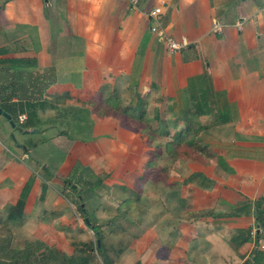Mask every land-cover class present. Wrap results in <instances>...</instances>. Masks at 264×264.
<instances>
[{"label":"crops","instance_id":"0c3cea01","mask_svg":"<svg viewBox=\"0 0 264 264\" xmlns=\"http://www.w3.org/2000/svg\"><path fill=\"white\" fill-rule=\"evenodd\" d=\"M155 6L161 7L166 32L186 38L187 48L167 53L149 30L147 11ZM214 21L222 24V32L212 31ZM236 21L242 22L241 30ZM21 63L22 68L13 69ZM113 90L120 100L130 96L127 104L133 105L138 94L145 98L153 107L151 118L157 114L171 133L172 124L183 125V112L197 107L206 112L199 117L206 126L200 134L202 161L188 162L184 174L200 172L213 185L183 184V177L178 183L173 168H168L160 188L148 178L139 181L140 174L153 173L143 167L155 142L146 143L141 133L111 114L89 116L91 138L72 139L77 144L74 155L67 153L53 173L67 176L78 161L96 175L109 174L101 186L110 188L112 203L104 201L90 211L96 224L104 223L98 211L105 212V222L115 214L116 184H139L141 201L119 220L126 231L104 230L103 239L110 237L111 242L104 250L109 263L242 264L248 259L264 264V225L258 224L254 211V201L264 198V0H138L136 7L127 0H0V107L10 116L15 111L17 120L26 115L18 121L28 124L24 134L38 128L44 137L39 143L46 142L50 132V138L63 145L67 132L56 128L65 123V101L85 102V109L69 108L74 121L85 120L80 112L89 114L93 108L87 102L97 95L106 98ZM113 142L115 148L107 150ZM135 142L137 149L131 150ZM17 156L5 165L15 184L24 172L25 181L33 175ZM134 160L141 165L130 167ZM53 173L48 170L52 177L44 181V197L37 195L42 183L34 177L23 223L44 221L39 211L53 194ZM4 189L0 179L1 193L15 203L20 191L9 199ZM53 201L65 203L59 196ZM243 202L248 205L240 215H224ZM53 213L61 216L50 211L47 218H54ZM137 214L141 221L133 228ZM50 232L54 237L62 233L54 227ZM35 236L48 244L39 233Z\"/></svg>","mask_w":264,"mask_h":264},{"label":"rangeland","instance_id":"374dc122","mask_svg":"<svg viewBox=\"0 0 264 264\" xmlns=\"http://www.w3.org/2000/svg\"><path fill=\"white\" fill-rule=\"evenodd\" d=\"M109 93L110 92H108L106 96H110L111 94ZM99 96L101 98V95ZM99 96L97 95L95 97L96 99L92 98L91 101L87 102V106L90 105V109L93 107L91 109L92 111L90 110L89 114H85L86 111L80 112V115L85 119L80 121H74L75 116L73 117L74 114L71 113L72 111L69 108L85 109V102H83L84 105H78V102L72 100L65 101L64 106L61 107L64 110L63 115L65 118V123L62 124L64 120L61 121V125H58V127L56 128V132H58V130H65L67 132V135L62 136V139L64 140L63 145L54 142L50 138V132H48L49 135L46 136L47 139L44 143L43 141L39 143V141L44 138L41 131L34 130L30 133L24 134L27 123H19L15 111H13L12 113L10 112L12 114L11 119L14 121L15 126H11L9 120L2 114L0 115V179H3V186H5L7 190L9 189V191H7L6 189L3 190L10 194L7 198L14 199L15 197H17L22 182H25L24 171V174H21L19 176V180H17L16 184L9 179V176L7 175L9 174V171L6 170L5 167L7 161L14 159L15 156L19 155L16 159H21L22 157L21 161H23L22 164H24V166L27 168L26 171L33 173L34 177L40 180V184L44 183L45 180H50L52 176L46 175V172L43 171L46 169L53 173L55 170V165L61 163L62 159L67 153L70 156L74 155L73 152L77 149V144L74 143L75 141L87 140L91 138L93 121L92 119L91 121H88L90 120L88 119L89 116L93 117V115H96V117H99L97 119H100V117L102 118L104 115L108 114L107 112L110 111V105L104 102L105 99H100ZM129 97L130 96L125 97L124 94L120 100L121 104H127L129 102ZM152 108V106L147 105L149 118L154 115ZM116 117V119L120 122H124L125 120L121 119L119 116ZM32 123L33 125L38 126L40 121L37 122V120H35ZM47 131H49V129ZM72 139H74L75 141H73ZM204 140H206L205 142H207L206 144L209 148L212 144H208L210 143L208 141V137ZM115 145L116 144H114V142L110 143L109 147L111 148H107V150H113L115 148ZM35 146L39 147L34 149ZM136 146V142L133 143L131 150H136ZM84 152L86 154V152L88 153V150L85 149ZM207 152H205L206 157H208ZM24 154L26 156H24ZM161 162L162 163H160V166H164L165 161L163 160ZM71 163L72 161L70 162V165ZM139 164L140 162H138L137 164V161L134 160L130 164V167L136 168ZM19 173L20 172H17V174ZM52 175H54V173ZM147 175L151 178V173H148ZM98 176L106 178L109 177V174L106 175L105 172H102L99 175H96L87 165L82 166L78 161L75 162L73 168L67 176L65 175V173H62L61 176L54 175L51 187V191L53 194L49 197V201L47 203L48 205H45L44 208H40L39 211V216L43 215L44 221L39 220L41 222H38L36 220H32L30 222L22 223L18 226H12L11 229L8 228V231H6V229L2 225H0V264H17L21 263L22 260H25L26 256L29 257L28 250L33 247L31 245V240L38 239L35 236L36 233H39L41 238L48 239V245L56 246L57 249L63 251L65 247L73 249L71 246L73 242L85 241V243H87V241H95L92 230L84 223V218L87 215H89L90 217V211L99 203H104V201L112 203L111 201H108L110 200L109 196L112 195V192L109 190L110 188L108 187L104 189V187H102L104 186L102 183L96 184L95 180H97L96 177ZM64 179H68L70 184H65ZM121 180L122 179L119 178V181ZM110 181L111 180L107 179L108 183L113 182ZM72 185H75L76 187L73 188ZM133 187L135 190H138L139 184L134 183ZM147 192L150 194L152 193L151 191ZM113 193L114 195L117 194V190H113ZM123 194L125 195V197L127 196L126 193ZM37 195L44 197V192L41 191V186H38L37 188ZM57 196L65 200V203H62L63 205L59 206L57 205L56 201H53L55 198H57ZM9 204V200H7L0 191V210L1 212H4H0L1 215L6 214L5 211ZM81 205L87 209L88 213H82V211L79 210V207ZM50 211L58 213L60 212L61 216L57 217V213H53L54 218H47L49 216L48 213L50 214ZM97 214V216H99V222H105L107 220L105 212L98 211ZM42 222L44 224L40 225V223ZM52 227H54L57 231H61V235L55 232L57 235L54 237L50 232ZM61 228L63 229V231L61 230ZM104 234L106 235L107 231H105ZM57 236L59 237V239H56L58 238ZM109 239L110 237H107V239H102L104 250H108V247L111 246V242H109ZM61 241L63 243H61ZM106 245L108 247H106ZM45 252V250H41L37 254L40 256ZM27 262L29 264H35L36 260H34L32 257H29Z\"/></svg>","mask_w":264,"mask_h":264},{"label":"trees","instance_id":"16d2710c","mask_svg":"<svg viewBox=\"0 0 264 264\" xmlns=\"http://www.w3.org/2000/svg\"><path fill=\"white\" fill-rule=\"evenodd\" d=\"M12 67L15 70L22 68V63L12 65ZM101 98L105 99L104 102L110 105V111L107 112L108 114L119 116L123 120L125 119L124 121L126 126L133 129V131L141 133L146 138V143L155 142V144H153V149L148 152L149 158L143 167L144 171H153L151 178L148 177L147 174H140L139 181L148 178L150 182H153L156 186H159L158 188H160V186L163 185L162 183H164L167 179L168 168H173L176 173H178L177 180L178 177H183V180L181 181L183 184L190 182L203 188L212 187L213 181L205 177L200 172H192L186 176L184 174L188 171V162L201 161L200 154L198 152L201 153L205 147V145L201 143L200 134L205 131L206 126L199 120V117L206 112L202 111L200 107H197L194 112H183V125L178 128L175 124H172L171 128L175 130L171 133L169 129L170 125L163 124L162 119L160 120L157 114L154 117L157 120L149 118L146 110L148 102L139 94L137 95V100L133 105H122L120 97L115 90L111 92L110 96H107L106 98L101 96ZM152 122H156V125ZM34 130L38 131V128ZM64 135L66 134L64 133ZM163 160L165 161V165L163 164L164 166H160V163H162L161 161ZM219 165L226 168V165L221 159L219 160ZM227 170L231 171L229 168H227ZM43 172H46L45 174L48 175V170L45 169ZM96 179V184L102 183V177L98 176ZM179 181L180 180H178V183H180ZM33 182L34 175L30 176L24 182L18 198L15 203L9 204L5 211L6 214H0V225H2L6 231H8V228L11 229L12 226H18L23 223L25 219L23 209ZM64 183L70 184L68 179H64ZM46 187V184L42 183L41 191L44 192ZM115 188L118 189V195L116 194L114 197L118 201L115 207L116 212L108 219L107 222L95 224L89 215L85 217L87 220L84 218V223L92 230L95 241H87V243H85V241L73 242L71 244L73 249H71V252L68 253L66 250L63 251L57 249L56 246L48 245L43 240L34 239L31 240V245L33 247L28 250V256L36 260L35 264H110L107 256L105 255L102 243L104 230L108 228L112 233H121L126 231L123 223L119 220L126 217L125 215L131 209H135L138 206V201H141L142 199L141 195L134 189V187L115 185ZM123 193H126L127 196L125 197ZM262 202H264V198L262 197L254 201V211L256 212L255 219L260 226L264 225V207H261ZM247 205L248 202H243L241 205L231 208L229 212L224 215H240V211ZM79 210H81L82 213H88L87 209L82 205L79 207ZM203 213L212 214V211H205ZM137 217L138 214L131 221V224L134 226L133 228L140 223V218ZM61 230L63 231L62 228ZM258 239L259 234L257 233L255 235V244L258 242ZM41 250H45L46 252L39 256L37 253ZM29 257L26 256L25 260H22L21 263L17 264H29L27 262ZM242 264H251V262L247 259Z\"/></svg>","mask_w":264,"mask_h":264},{"label":"built area","instance_id":"2783aa9c","mask_svg":"<svg viewBox=\"0 0 264 264\" xmlns=\"http://www.w3.org/2000/svg\"><path fill=\"white\" fill-rule=\"evenodd\" d=\"M132 7H136L138 0H127ZM147 16L149 20V30L155 34L163 45L165 51L170 54L177 53L182 49L187 48L190 45V42L186 38L176 39L173 36L169 35L163 25V12L160 6L152 7L147 11ZM238 30L242 29V22L236 21L235 24ZM223 30L222 24L217 21H214L212 24V31L214 33H220ZM26 119L25 114L18 115V121L23 122Z\"/></svg>","mask_w":264,"mask_h":264},{"label":"water","instance_id":"95a60500","mask_svg":"<svg viewBox=\"0 0 264 264\" xmlns=\"http://www.w3.org/2000/svg\"><path fill=\"white\" fill-rule=\"evenodd\" d=\"M1 114H2L5 118H7V119L9 120L11 126H15V123H14V121L11 119V116H10L7 112L3 111L2 108L0 107V115H1ZM25 132H26V131H25ZM72 186H73V188L76 187L75 185H72ZM85 220H87V218H85Z\"/></svg>","mask_w":264,"mask_h":264}]
</instances>
